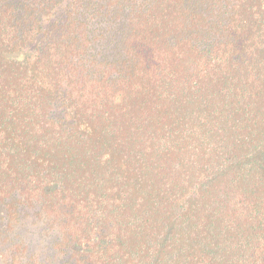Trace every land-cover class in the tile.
<instances>
[{"label": "trees", "instance_id": "obj_1", "mask_svg": "<svg viewBox=\"0 0 264 264\" xmlns=\"http://www.w3.org/2000/svg\"><path fill=\"white\" fill-rule=\"evenodd\" d=\"M31 218L65 264H264V0H0V264Z\"/></svg>", "mask_w": 264, "mask_h": 264}, {"label": "rangeland", "instance_id": "obj_2", "mask_svg": "<svg viewBox=\"0 0 264 264\" xmlns=\"http://www.w3.org/2000/svg\"><path fill=\"white\" fill-rule=\"evenodd\" d=\"M26 223L18 229L15 233L16 239L19 236L24 238L26 236L22 232L27 233L29 229L30 231L28 240L30 241V237L33 239V243L30 244V252H33L36 255L37 261L39 264H65V257L62 254H58L57 250L53 248V244L55 243V239L57 235H54L53 232L47 230V227L41 222H36L34 219H29L25 221ZM36 222V223H31ZM45 227V228H44ZM22 234V235H21Z\"/></svg>", "mask_w": 264, "mask_h": 264}]
</instances>
